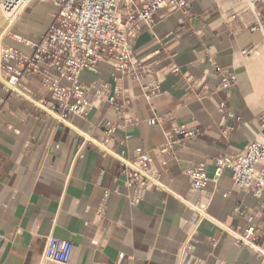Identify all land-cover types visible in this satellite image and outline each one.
<instances>
[{"label":"crops","instance_id":"0c3cea01","mask_svg":"<svg viewBox=\"0 0 264 264\" xmlns=\"http://www.w3.org/2000/svg\"><path fill=\"white\" fill-rule=\"evenodd\" d=\"M188 1V9L140 24L133 52L153 62L162 94L147 101L139 83L124 80L131 97L125 119L102 99L86 117L73 118V130L0 82V264H264L225 231L243 230L252 215L264 248V196L233 190L227 169L211 179L214 157L243 153L262 136L264 32L250 30L254 19L245 0ZM257 8L264 23V2ZM56 11L33 0L4 44L32 54L19 39L39 42ZM111 71L101 63L97 73L80 78L108 82ZM228 75L234 85L220 88ZM22 82L35 96H47L38 77L25 75ZM100 122L112 131L106 134ZM173 125L197 134L172 133L169 140ZM106 137L124 156L136 148L148 152L164 188L136 197L120 162L90 142ZM201 163L208 180L203 192L191 193L186 172ZM198 203L206 216L192 220L191 205ZM236 206L241 214H234ZM50 235L72 243L66 263L43 258ZM189 256L194 263L184 261Z\"/></svg>","mask_w":264,"mask_h":264},{"label":"built area","instance_id":"2783aa9c","mask_svg":"<svg viewBox=\"0 0 264 264\" xmlns=\"http://www.w3.org/2000/svg\"><path fill=\"white\" fill-rule=\"evenodd\" d=\"M32 0H3L2 9L15 18ZM51 3L56 13L47 32L39 42L22 38L19 41L33 50L28 55L0 40V82L4 89L31 103L40 114L48 116L63 126L75 129L74 117H86L104 99L112 111L122 119L129 109L131 97L123 81L137 82L142 95L152 101L162 94L160 81L153 62L148 58H137L133 42L140 31V24L150 26L164 12L190 7L188 0H42ZM264 0H245L246 8L253 15L252 31L264 32L263 16L257 6ZM101 63L109 65L111 81L88 84L80 78L82 72L97 73ZM176 66L171 67L176 72ZM36 76L46 87L47 96L37 97L26 87L22 78ZM235 77L228 75L221 80L220 88H230ZM95 85V86H94ZM155 118L148 122L154 124ZM105 133L112 131L111 125L99 124ZM183 138L194 137L197 132L184 126H172L168 132ZM262 136L249 142L243 153L221 154L213 159L215 182L224 170L231 172L232 189L256 198L264 196V113L261 123ZM111 139H91L102 153L112 154L121 164L125 185L132 186L136 197L150 189H163L158 174L151 167L148 152L141 148L127 157L114 152L109 146ZM171 141L162 147L165 152ZM189 191L203 192L208 180L205 164L201 163L187 172ZM192 220L205 215V204L191 205ZM260 208L264 211V204ZM239 206L234 214H241ZM248 225L241 231L226 229V233L249 252L264 258V248L259 243V230L253 223L254 217H246ZM72 251L68 240L48 236L43 258L66 263ZM187 263L195 262L192 256L184 258Z\"/></svg>","mask_w":264,"mask_h":264},{"label":"bare ground","instance_id":"6f19581e","mask_svg":"<svg viewBox=\"0 0 264 264\" xmlns=\"http://www.w3.org/2000/svg\"><path fill=\"white\" fill-rule=\"evenodd\" d=\"M2 1L0 0V38L9 31L10 27L13 25L14 22H16L21 14L23 13L24 9L27 7L24 6V8L20 11V14L18 16H15V18H11L8 16L6 12L2 9ZM50 262H57L53 260H49Z\"/></svg>","mask_w":264,"mask_h":264},{"label":"rangeland","instance_id":"374dc122","mask_svg":"<svg viewBox=\"0 0 264 264\" xmlns=\"http://www.w3.org/2000/svg\"><path fill=\"white\" fill-rule=\"evenodd\" d=\"M32 1H33V0H32ZM32 1H31V2H32ZM29 4H30V3H29ZM29 4H28V5H29ZM28 5H27V6H28ZM25 9H26V8H25ZM25 9H24V10H25ZM14 23H15V22H14ZM6 34H7V33H5V34L0 38V40H1L2 43H4V39H5V37H6Z\"/></svg>","mask_w":264,"mask_h":264}]
</instances>
